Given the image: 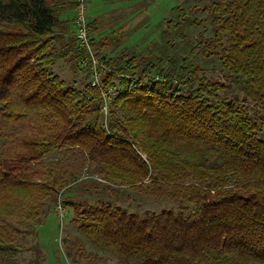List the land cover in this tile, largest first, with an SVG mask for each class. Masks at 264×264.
Masks as SVG:
<instances>
[{
  "label": "trees",
  "instance_id": "trees-1",
  "mask_svg": "<svg viewBox=\"0 0 264 264\" xmlns=\"http://www.w3.org/2000/svg\"><path fill=\"white\" fill-rule=\"evenodd\" d=\"M193 3L203 17L178 15L167 35L188 21L208 25L157 53L125 47V25L103 36L85 16L101 72L92 85L76 0H0V264H18L16 238L58 200L118 264H264V0ZM58 58L81 74L79 87L76 74L53 72ZM54 150L94 164L109 182L148 183L177 208L138 215L63 198L72 190L65 166L56 174L36 165Z\"/></svg>",
  "mask_w": 264,
  "mask_h": 264
},
{
  "label": "rangeland",
  "instance_id": "rangeland-1",
  "mask_svg": "<svg viewBox=\"0 0 264 264\" xmlns=\"http://www.w3.org/2000/svg\"><path fill=\"white\" fill-rule=\"evenodd\" d=\"M193 2L195 0H89L87 1L86 17L89 19L95 16L93 18L98 19L99 28L103 29L100 30V33L103 36L108 34L107 31L118 28L120 24L125 25L127 28L121 29V34H129V38L123 43L125 47L134 48L136 46L134 44H137L138 49H141L148 45L144 51L149 49L157 53L166 48L168 41L176 44L179 42V36L183 33L188 37L187 40H191L203 26L208 25V22H204L201 26L195 27L188 23L192 18L203 17L201 14L191 12ZM179 8L182 10L180 11ZM183 14L188 15L189 21L182 28H179L180 31L176 33L178 35L174 37L173 24L178 21L177 16ZM68 16L71 17V14L69 13ZM140 20L142 26L136 28L137 30L134 29ZM133 30L136 32L132 33ZM167 32H173L172 36H168ZM51 69L67 81L76 74L74 80L77 87L83 80L78 71L74 73L69 64L64 63L60 58L56 59ZM212 69L205 70L206 75L211 78L218 77V73ZM98 77L100 80L101 72L98 73ZM104 96L108 102V95L104 93ZM107 106L102 107L106 111L103 113L104 117L107 118L105 122L109 118ZM64 154L62 156L57 150H54L44 154L41 160L36 163V165L42 164L45 167H51L56 174L60 173L57 168L59 162L60 165L65 166L63 171L66 172L63 175L66 174L65 181L68 183L65 184V188L68 191L69 188L72 190L69 191L71 194L68 192L61 193L63 198L69 195L73 201L86 202L94 207L96 201L101 199L111 206H118L123 211L138 215H143L146 212H159L164 208H177L172 199L151 195L148 192V183L143 188H132L129 185L118 183V181L116 183L109 182L93 172L94 164L83 163L81 158H73L70 153ZM71 170H75L76 177L74 180L67 176V172ZM62 187L57 188L59 190ZM47 201L48 199H46ZM58 201L49 202L48 210L40 215V224L32 225L30 222L32 225L31 232L27 230L26 234L16 238L18 264H118V258L114 253L93 245L77 228L73 221L75 209ZM17 227L21 231L27 229L25 225ZM36 246L41 250L43 257H40L43 258L42 260H39L40 258H37L33 252ZM67 249L70 251L69 254Z\"/></svg>",
  "mask_w": 264,
  "mask_h": 264
},
{
  "label": "built area",
  "instance_id": "built-area-1",
  "mask_svg": "<svg viewBox=\"0 0 264 264\" xmlns=\"http://www.w3.org/2000/svg\"><path fill=\"white\" fill-rule=\"evenodd\" d=\"M77 7H76V20H75V27H76V37L77 42L79 46H82L85 50L91 52V46L89 44L87 35H86V9L87 5L84 0H76ZM91 61H92V74H91V84L96 85L98 84L99 77L98 73L99 71L96 70L95 65L97 64V60L95 57H93L91 52Z\"/></svg>",
  "mask_w": 264,
  "mask_h": 264
},
{
  "label": "crops",
  "instance_id": "crops-1",
  "mask_svg": "<svg viewBox=\"0 0 264 264\" xmlns=\"http://www.w3.org/2000/svg\"><path fill=\"white\" fill-rule=\"evenodd\" d=\"M136 1V0H135ZM90 5H91V2H90ZM90 7V6H89ZM99 16V15H98ZM97 16V17H98ZM93 17H95V16H93ZM93 17H90L91 19H94ZM96 19V18H95ZM96 21L98 22V24L100 23L99 21H98V19H96ZM100 26V25H99Z\"/></svg>",
  "mask_w": 264,
  "mask_h": 264
}]
</instances>
